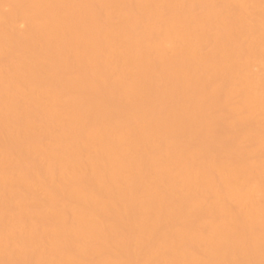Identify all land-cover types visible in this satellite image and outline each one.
Listing matches in <instances>:
<instances>
[{
    "label": "bare ground",
    "instance_id": "1",
    "mask_svg": "<svg viewBox=\"0 0 264 264\" xmlns=\"http://www.w3.org/2000/svg\"><path fill=\"white\" fill-rule=\"evenodd\" d=\"M0 264H264V0H0Z\"/></svg>",
    "mask_w": 264,
    "mask_h": 264
}]
</instances>
